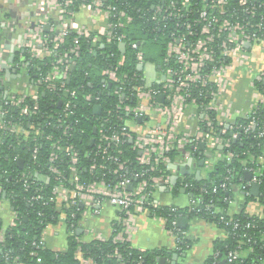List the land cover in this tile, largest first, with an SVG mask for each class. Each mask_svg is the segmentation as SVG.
Listing matches in <instances>:
<instances>
[{
  "label": "built area",
  "instance_id": "1",
  "mask_svg": "<svg viewBox=\"0 0 264 264\" xmlns=\"http://www.w3.org/2000/svg\"><path fill=\"white\" fill-rule=\"evenodd\" d=\"M74 1L41 0L38 7L46 11V14L42 16L38 14L34 26L27 29L26 40L22 45V49H26L31 58H44L52 54L54 49L64 42L69 30H75L78 35L86 37L91 35L90 27L78 24L68 16L74 14L68 8L74 4ZM104 2L105 0H92L81 5V8L91 12L93 22L96 23L99 17L105 19L104 28L92 36V41L101 47H104L105 43L121 45L125 43L126 36L117 29L131 22L135 15L111 4L104 5ZM152 6L151 19L156 21L155 27L159 26V23L162 24L168 37L166 54L163 58L164 66L159 65L163 77L159 80L153 79L151 85H148L150 78L146 76L145 68L153 62L146 60V51L140 46V41H132L130 46L134 50L138 65L142 66L141 74L125 72L119 75L117 66H109L102 71L105 76L104 86L110 85L115 88L113 94L118 99L109 117L100 116L102 119L95 126L97 136L93 138V142L96 144V158L100 157V160L117 164V168L111 171L116 176L115 179L107 180L105 177L95 176L90 180L83 179L78 164L79 153L73 144L65 147L71 157L69 177H65L54 164L49 166L47 173L32 174V171L28 170L18 175L26 189L33 183L31 181L33 175L41 181L49 180L48 174L56 176L57 183L43 203L47 204L51 201L57 203L60 208L68 209V214H61L59 222L55 225L61 223L66 225L70 236H75L79 243L108 240L94 228L81 226L88 217L100 216L107 205L118 209L110 239L115 243L129 242L132 233L136 230L137 216L143 212L152 213L155 209L164 206L161 201L155 199L157 190L162 186L168 190L174 188L171 184L173 162L169 155L174 149H182L184 160L188 161L196 156L202 144L208 143L215 151L216 159L231 160L235 155L230 149L232 139L252 136L254 140H259L257 147L261 146L260 140L264 139V93L261 92V89H264V68L256 72L254 67L260 55H264V0H170L163 4L158 1ZM141 11L140 8L137 14ZM53 12L58 13L59 25L50 20L49 13ZM2 25L7 26V23L0 19V26ZM55 29L57 34L50 41L48 33ZM2 50L0 53L3 52ZM79 55L80 45L76 38L75 45L59 55L52 64V71L38 82L47 83L53 90L68 92L71 81L69 70L76 64ZM124 61L123 55L118 66ZM3 63H7L10 69H19L20 65H23L20 62L11 63L8 59H1L0 75L5 72ZM242 70L251 75L248 83L253 89V99L246 109L235 107L227 97L234 82L235 71ZM70 94L74 96L75 92L71 91ZM27 96L11 95L10 99L4 98L0 101V129H9L17 139L23 140L28 138L24 122L14 123L11 119L5 118L4 105L20 107L23 115H37L38 105L31 108L26 103ZM32 98L36 100L37 93L32 94ZM86 99L93 103L94 111L95 107L100 105L102 112L99 96L89 94ZM61 103L64 105L62 115L65 118L73 117L76 104L71 101ZM192 107H197L200 112L195 131L180 132L178 129L180 123ZM62 115L54 123L63 126V133L67 135L74 125L64 124ZM109 122L111 125L107 126ZM229 130L231 135L227 136ZM40 134H35V141H39ZM46 138L53 141L51 147L54 150L62 149L61 139L53 140L49 134ZM126 142H130L133 149L138 151V164L145 166L134 176L122 173L126 169V162L120 160L122 149L119 147ZM1 144L2 142L0 147ZM39 150L40 146L36 142L32 151L33 159H37ZM14 159L19 161L20 157L15 155ZM57 159L58 153L52 151L49 161L53 162ZM256 164L257 167L245 168L246 173H250L252 177L241 183L242 189L248 194L253 185L262 183L258 171L264 166V154L259 155ZM104 165L103 162L99 167L104 168ZM96 169L95 160L89 167L91 175L95 174ZM229 180L230 177H226L219 183V187L223 190L228 189ZM8 181V179L6 182L0 181V193L6 191ZM180 187L187 190L190 195V211H200L205 206L201 195L202 192H206L205 188H200L201 193L195 194V185L189 180H182ZM216 190L217 188L214 189ZM44 195V187H38L31 196V205L34 204L33 201L43 199ZM261 196L262 188L257 197L258 201L262 202ZM169 208L174 214L171 227H168V219L165 216L153 213L154 216L164 220L177 243H180L184 239V233L178 226V218L182 213L173 205ZM206 208H212L210 210L214 213L220 212V207L213 203H206ZM13 213L14 218L10 225H15L17 218L14 209ZM225 215L220 216V222L228 221ZM239 226L240 222H234L233 228ZM250 226L251 224L247 223V227ZM80 228H83V233L87 235L86 241L78 237L77 232ZM44 234L37 244L38 248L47 246ZM177 249L181 247L178 245ZM76 253L77 256H81V247ZM217 255L218 253L215 258ZM115 256L122 258L118 250ZM80 258L82 264H97L90 258H82V256ZM224 259L225 264H237L240 254L238 251L230 250ZM37 261L40 262L41 258ZM16 264L25 263L20 261Z\"/></svg>",
  "mask_w": 264,
  "mask_h": 264
},
{
  "label": "trees",
  "instance_id": "2",
  "mask_svg": "<svg viewBox=\"0 0 264 264\" xmlns=\"http://www.w3.org/2000/svg\"><path fill=\"white\" fill-rule=\"evenodd\" d=\"M92 0H75L74 4L68 8L74 14L68 15L74 18L75 13L81 8L82 3L91 2ZM160 1L161 4L168 3L170 0H105L104 5H114L118 9L127 10L131 15H135L134 19L126 23L123 27H119L117 31L125 34V48L118 43H105L104 47L95 45L92 31L89 37L78 35L75 30H69L64 38V42L60 44L53 53L44 58H31L28 51L19 49L16 52L15 62H20V69L27 68L31 83L38 87L37 99L34 100L32 95H28L26 103L31 108L38 105L39 113L37 115L27 116L21 113V108L15 105H4L6 111L5 118L11 119L14 123L24 122L28 131L26 140L17 139L9 132V129H0V181L6 182V199L10 201L12 208L17 213L15 225L5 226L0 216V232L3 238L0 241V264H16L24 262L25 264H82V258H90L97 264H157L156 258L162 255V251H142L133 247L129 242H113V239L105 241L93 240L87 243L77 242L75 236L68 237V248L64 251H57L48 246L37 247V244L43 237L44 231L48 225H55L59 222L61 214H68V209L60 208L57 203L48 201L43 202L51 192L52 187L57 183L56 176L49 175V180L41 181L36 175H33L30 187L26 189L24 182L19 179V174L24 171L31 170L35 172L47 173L50 165H56L65 177L70 176L69 167L71 165V157L65 149L67 145H74L79 153V170L83 179H92L93 176L106 178L107 180L116 176L111 172L117 168V164L111 161L100 160L96 158V144L93 138L97 136L95 126L101 122L102 116L109 117L113 113L114 105L117 102V96L113 94L115 88L104 86L105 76L102 71L107 67L117 66L119 75L123 73H139L143 69L138 65L134 50L130 46L132 41H140L142 48L146 51V60L164 66L163 58L166 49L168 37L162 24L156 26V21L151 19L153 12V3ZM141 8V12L137 11ZM52 17V16H51ZM50 20L53 23V19ZM49 40L57 34V29L49 32ZM79 40L80 55L76 58V64L70 68V84L69 91L53 90L47 83H39L38 80L43 78L47 73L52 71V64L59 55L69 51L75 45V39ZM112 53V54H111ZM125 61L122 65L118 63L122 56ZM24 57V59H23ZM263 84L261 85V87ZM75 92L71 95L70 92ZM264 93V89H261ZM99 96V102L102 105V112L95 113L94 105L86 99L87 95ZM13 95V94H12ZM21 96L22 94H15ZM11 94L0 92V101L4 98L10 99ZM71 101L76 104L74 116L62 115L64 105L61 103ZM132 103V101H129ZM62 115L64 124H73V128L65 135L63 126H59L54 121ZM263 115V114H262ZM101 116V117H100ZM78 121V122H77ZM111 123H107V126ZM218 128V127H217ZM95 131V132H94ZM39 135V141H35V134ZM51 135L53 140H62V149L54 150L52 140L47 139V135ZM230 136V130L226 134ZM253 135V132H252ZM259 141V140H258ZM251 138H239L231 140L230 149L235 155L231 160L218 159L214 162L213 167L209 170L205 179H198L188 176L186 180L193 182L195 185V194H200V188H205L206 192L201 193L204 199V205L200 211H191V216H198L210 222H218L220 227L225 228L228 232L225 240L216 242L215 249L218 253L217 258L211 259L206 264H222L221 259L230 251H238L240 259L237 264H261L264 259V212L261 216L249 215L244 210L237 214L228 213L229 194L233 193V185L240 184L244 180L245 168L257 167L256 161L259 155L264 154V139L260 141L261 146L257 147V142ZM36 142L40 146L37 159H33L32 151ZM122 149L120 160L126 162V169L122 172L129 176H134L142 171L145 166L139 165L137 161L138 151L134 150L130 142L120 145ZM52 151L58 153V159L50 162V154ZM200 154V151L196 155ZM18 155L23 163L14 159ZM171 161L177 159L184 160V151L182 149H174L170 154ZM97 161V169L95 174L91 175L90 165ZM104 162V168H100V164ZM5 171L7 174L5 175ZM259 177L262 179V196L264 203V166L258 171ZM226 177H230L228 189L223 190L219 187V183ZM44 187L45 195L43 199L33 201L31 205V196L35 190ZM176 188V186H175ZM217 188L216 191L214 189ZM177 189V188H176ZM249 194V198H251ZM253 198V197H252ZM213 203L220 207L219 213L206 208V203ZM264 208V204H263ZM156 215L165 216L168 219L167 225L171 227L174 214L169 206H163L152 211ZM180 213H184L180 209ZM226 214L228 221L220 222V216ZM240 222L238 228L234 227V222ZM247 223L251 226L247 227ZM178 228V226H177ZM175 232H177L175 230ZM178 245L182 251L188 245L184 238ZM81 247V256H77V249ZM118 250L122 254V258L115 256ZM177 251V250H176ZM38 258L41 261L38 262Z\"/></svg>",
  "mask_w": 264,
  "mask_h": 264
},
{
  "label": "crops",
  "instance_id": "3",
  "mask_svg": "<svg viewBox=\"0 0 264 264\" xmlns=\"http://www.w3.org/2000/svg\"><path fill=\"white\" fill-rule=\"evenodd\" d=\"M41 0H0V19L6 21L7 26H0V59H8L12 51L15 53L22 49V45L26 40V33L29 27H33L38 14L45 15L46 11L40 9L38 6ZM53 21L59 25L58 13H49ZM74 21L78 24L87 25L92 31L97 33L105 26V19L99 17L97 22H93L91 12L87 9L80 8L75 13ZM10 22V23H9ZM9 25V26H8ZM12 47V48H7ZM24 58V57H23ZM16 59V58H15ZM264 55H260L258 63L255 64L256 72L264 68ZM15 61V60H14ZM154 63V62H153ZM156 65L153 79L159 80L162 76V69ZM261 69H258L260 68ZM17 68L11 69L12 71ZM150 69L145 68L146 76H149ZM1 83L4 89L1 90L4 94H22L32 95L38 92L36 84L31 83V79L27 69H20L18 72H12V75L7 76L6 72L1 74ZM251 75L246 74V71H235L234 82L227 96L230 101L234 103L235 107L246 109L248 103L253 99V89L249 87V80ZM199 109L192 107L188 110L187 115L183 118L179 126V131L194 130L198 123ZM214 150L206 144H202L200 154L196 155L192 161L177 159L173 166L171 174V184L173 189L168 190L162 186L157 190L155 199L161 201L164 206L173 205L183 211L178 218V226L184 233L188 245L184 250L177 249L178 243L174 235L166 227L164 220L154 216L151 212H143L137 216L136 230L132 233L130 244L142 251H162L163 254L157 256V264H161V259L164 258L163 264H206L207 261L215 259L217 251L215 249L216 242L225 240L228 232L225 228L220 227L216 223L205 220L198 216H191L189 213V193L187 190L180 187V182L186 180L188 176H193L198 179H205L208 176L209 170L213 167L216 159ZM202 162V165L200 164ZM189 164V165H188ZM188 165V166H187ZM188 170L184 173L181 170ZM244 180H250V177ZM176 186V188H175ZM253 187V186H252ZM250 189L251 198L249 194L242 189L241 183L233 185V193L229 194V209L228 213L237 214L243 210L249 215L261 216L264 212L263 202L258 201V194L252 193ZM262 186L260 185V189ZM260 191V190H259ZM13 208L7 199L0 197V216L5 226L11 224L13 220ZM118 209L107 205L104 212L98 217H88L82 223V227H92L96 231L101 232L107 239L111 238L112 225L116 222ZM81 230V232H79ZM78 230V237L86 241L87 235L83 233V228ZM69 231L64 224L49 225L45 229V242L48 247L64 251L68 248ZM3 238L0 232V240ZM177 250V251H176ZM176 254V255H175ZM223 259L221 263L223 264ZM261 264H264V259Z\"/></svg>",
  "mask_w": 264,
  "mask_h": 264
},
{
  "label": "water",
  "instance_id": "4",
  "mask_svg": "<svg viewBox=\"0 0 264 264\" xmlns=\"http://www.w3.org/2000/svg\"><path fill=\"white\" fill-rule=\"evenodd\" d=\"M121 46H122V48H125V43H122L121 44ZM7 48H12V47H8L7 46ZM14 60H15V53L12 51V53H11V56L8 58V62H14ZM0 63H1V59H0ZM2 67L3 68H5V72H6V75L7 76H10V75H12V72L14 71V72H18V70L19 69H14L13 71L8 67V65H7V63H3L2 64ZM142 66H140V68H141ZM148 68L150 69L149 71H150V73H149V76H152V78H150L149 79V83H148V85H151V83L153 82V77H154V72L156 71V65L154 64V63H150V66H148ZM1 75H0V89L1 90H3L4 89V86L2 85V83H1ZM109 87H110V85H109ZM95 111L96 112H100L101 111V106L100 105H97L96 107H95ZM95 132V131H94ZM189 161H192V159H190ZM19 163H23V160L22 159H20L19 160ZM201 165H202V162L200 163ZM189 165V164H188ZM187 165V166H188ZM182 172H186V173H188L189 171L187 170H184V169H182L181 170ZM250 177V174H246V178L248 179ZM132 187V185H130V188ZM259 190H260V184H255V185H253V187H252V193L253 194H255V195H257L258 194V192H259ZM0 197L1 198H4V199H6V191H2L1 193H0ZM79 232H81V230H79ZM176 255V254H175ZM223 264H225L226 263V260L225 259H223ZM164 263V258H162L161 259V264H163Z\"/></svg>",
  "mask_w": 264,
  "mask_h": 264
},
{
  "label": "rangeland",
  "instance_id": "5",
  "mask_svg": "<svg viewBox=\"0 0 264 264\" xmlns=\"http://www.w3.org/2000/svg\"><path fill=\"white\" fill-rule=\"evenodd\" d=\"M139 42V41H138ZM166 47H167V43H166ZM166 54V49H165V52H164V55ZM258 69H261V67L260 68H258Z\"/></svg>",
  "mask_w": 264,
  "mask_h": 264
}]
</instances>
